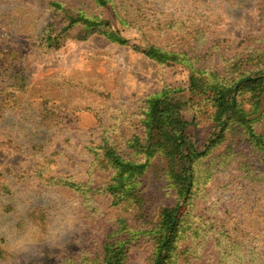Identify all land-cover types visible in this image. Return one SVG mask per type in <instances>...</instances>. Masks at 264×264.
Wrapping results in <instances>:
<instances>
[{
  "label": "rangeland",
  "instance_id": "rangeland-1",
  "mask_svg": "<svg viewBox=\"0 0 264 264\" xmlns=\"http://www.w3.org/2000/svg\"><path fill=\"white\" fill-rule=\"evenodd\" d=\"M79 15L103 26L68 28ZM157 49L164 54H146ZM194 70L225 82L264 70V0H193L182 16L159 0H0V213L42 229L22 252L0 236V264H104L111 237L127 241L126 264H152L151 231L178 198L169 161L153 158L138 199L115 204L105 147L132 153L148 100L179 89L189 139L203 151L215 125L209 103L190 92ZM239 100L264 141V92ZM53 196L80 205L75 227L55 239L45 227ZM18 205L26 217L15 215ZM179 211L170 264H264V147L234 124L195 164L190 205Z\"/></svg>",
  "mask_w": 264,
  "mask_h": 264
},
{
  "label": "trees",
  "instance_id": "trees-1",
  "mask_svg": "<svg viewBox=\"0 0 264 264\" xmlns=\"http://www.w3.org/2000/svg\"><path fill=\"white\" fill-rule=\"evenodd\" d=\"M93 1L102 7L111 3V0ZM56 6L62 8L59 4ZM69 20L68 28L76 25H84L87 29L103 26V23L92 21L83 15L71 16ZM103 34L114 43L127 44V40L117 32L105 31ZM150 53L164 54L159 49L149 50L146 54ZM181 92L179 89H166L148 100L142 122L145 133L142 137L135 136L128 142L127 150L132 153L120 154L113 147H105V159L115 171L111 183L105 190L112 195L115 204L132 203L138 199L136 197L138 179L146 173L153 158L162 154L169 161L166 173L170 185H176L178 198L176 206L166 209L160 223L151 231L155 234L152 264H170L173 255L176 254V242L182 229L176 227L181 216L179 210L182 206L190 205L195 164L224 140L225 133L234 127V124L244 127L250 141L256 146L264 147L262 137L255 133L250 114L243 109L239 100L246 92H250L256 98L264 92V70L242 75L230 82L218 80L216 74L193 71L190 92L203 97L213 109L215 131L203 151H199L189 139L188 128L192 123L184 116V105L181 100L175 98ZM121 223V231H128L125 222ZM128 255L127 241H114V237H111L105 245L104 264H126Z\"/></svg>",
  "mask_w": 264,
  "mask_h": 264
},
{
  "label": "clouds",
  "instance_id": "clouds-1",
  "mask_svg": "<svg viewBox=\"0 0 264 264\" xmlns=\"http://www.w3.org/2000/svg\"><path fill=\"white\" fill-rule=\"evenodd\" d=\"M165 13H175L177 16L185 15L192 11L193 0H159ZM61 199L64 200L61 203ZM56 201L54 206L48 208V223L45 225L47 234L55 239L67 230H71L77 223L76 209L79 202L71 198H61L53 196ZM15 215L26 217V209L18 205ZM41 226L34 223L31 219L8 221L0 213V236L8 241L9 248L14 252H22L36 243L41 235Z\"/></svg>",
  "mask_w": 264,
  "mask_h": 264
}]
</instances>
